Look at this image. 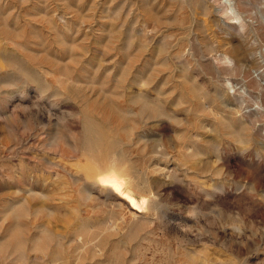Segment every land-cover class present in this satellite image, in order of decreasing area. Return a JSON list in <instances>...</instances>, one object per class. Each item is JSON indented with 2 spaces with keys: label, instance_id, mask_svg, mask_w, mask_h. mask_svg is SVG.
Wrapping results in <instances>:
<instances>
[{
  "label": "rangeland",
  "instance_id": "374dc122",
  "mask_svg": "<svg viewBox=\"0 0 264 264\" xmlns=\"http://www.w3.org/2000/svg\"><path fill=\"white\" fill-rule=\"evenodd\" d=\"M0 264H264V0H0Z\"/></svg>",
  "mask_w": 264,
  "mask_h": 264
},
{
  "label": "bare ground",
  "instance_id": "6f19581e",
  "mask_svg": "<svg viewBox=\"0 0 264 264\" xmlns=\"http://www.w3.org/2000/svg\"><path fill=\"white\" fill-rule=\"evenodd\" d=\"M99 185L111 189H115L117 187V183L114 179L107 177V176H101L98 180Z\"/></svg>",
  "mask_w": 264,
  "mask_h": 264
}]
</instances>
